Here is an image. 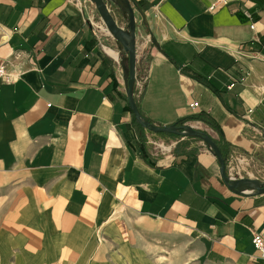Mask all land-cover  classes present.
Returning a JSON list of instances; mask_svg holds the SVG:
<instances>
[{"label": "crops", "instance_id": "1", "mask_svg": "<svg viewBox=\"0 0 264 264\" xmlns=\"http://www.w3.org/2000/svg\"><path fill=\"white\" fill-rule=\"evenodd\" d=\"M110 1L125 27L126 5ZM128 1L142 117L254 153L264 0ZM93 6L0 0V264H151L156 242L172 264H264L251 243L264 237V192L233 191L204 141L150 149L128 106L127 63L102 44ZM199 113L220 133L190 118Z\"/></svg>", "mask_w": 264, "mask_h": 264}, {"label": "water", "instance_id": "2", "mask_svg": "<svg viewBox=\"0 0 264 264\" xmlns=\"http://www.w3.org/2000/svg\"><path fill=\"white\" fill-rule=\"evenodd\" d=\"M97 10L100 15L101 20L108 29L109 33L113 38L119 43L120 50L127 55V73H126V96L128 100V106L132 111L136 121L145 129L153 133H174L177 132L178 128L181 127L184 131L180 132L185 135L194 136L201 138L214 152L218 162H219V171L220 175L223 178L224 182L233 190L239 193H263L264 192V183L261 181L241 178L236 180L237 182H228L226 175V165L225 157H223L221 150L219 149L217 143L213 138L207 133L200 131L191 126H159L152 124L151 122L145 120L136 104V101L133 97V83L135 78V65H136V48H135V22H134V12L131 8L128 0H122V3L126 5L127 11V24L126 26H121L117 23L114 16L110 12L107 3L105 0H89ZM239 186H244L247 189V192H244L240 189Z\"/></svg>", "mask_w": 264, "mask_h": 264}, {"label": "rangeland", "instance_id": "3", "mask_svg": "<svg viewBox=\"0 0 264 264\" xmlns=\"http://www.w3.org/2000/svg\"><path fill=\"white\" fill-rule=\"evenodd\" d=\"M87 2H90L89 0H86ZM107 3V6L114 16L115 20L117 23H120L119 19L120 17L115 13V6L112 5L110 0H105ZM112 5V7L110 6ZM94 7V6H93ZM93 22L95 23V26L97 30L99 31L100 39L101 42L104 46H107L111 48L119 58V61H123V63H127V57H123V54H126L120 50V45L119 43L113 38V36L109 33L108 29L104 25L103 21L100 18V15L98 14L97 10L94 7V20ZM121 25V24H119ZM127 56V55H126ZM186 126V125H183ZM188 126V125H187ZM177 132L174 133H153L151 131H148L149 134H151V140H155L156 146L152 145L150 146V149L153 152H161V153H169L172 151H179V152H185L187 151V147L190 145V143H196V142H203L201 138H197L194 136L190 135H185L183 133H180L184 131L181 127L177 129ZM158 143H163L165 145L170 146V149L165 151L162 150L160 147H158ZM244 158L242 161L239 159H234L232 163L230 164V167H233V174H236L238 172L240 178L237 177V180L243 179V178H249L257 181H261L264 183V144H261L258 149L251 154H241ZM237 174V175H238ZM233 177V175H232ZM237 182L236 180H234ZM242 187L241 190L244 192L247 189L244 186H239ZM146 245H148V242H146ZM157 245L161 244H150L147 248H149V254L151 258V264H172V260H170L169 257H172L170 250H164L162 247H158ZM160 262V263H158Z\"/></svg>", "mask_w": 264, "mask_h": 264}, {"label": "built area", "instance_id": "4", "mask_svg": "<svg viewBox=\"0 0 264 264\" xmlns=\"http://www.w3.org/2000/svg\"><path fill=\"white\" fill-rule=\"evenodd\" d=\"M146 77H147V74H146L145 67L143 66L137 67V65H135V78H134V83H133V92L141 91L146 81ZM0 78L7 79L5 69L3 66H0ZM190 106L197 107V103L193 102L190 104ZM261 134L263 135L264 132L263 133L261 132ZM149 142H151L152 145L156 146L155 144L157 141L150 139ZM241 154H242L241 152L232 150L225 157L226 175H227L228 182H232V179L237 180V177L239 178L241 177L239 176L238 172H236V174H233L232 173L233 167H230V164L232 163L234 159L240 158L239 160L242 161L244 157ZM251 243L254 246V248L259 252L260 258L264 261V237L257 232H252Z\"/></svg>", "mask_w": 264, "mask_h": 264}, {"label": "trees", "instance_id": "5", "mask_svg": "<svg viewBox=\"0 0 264 264\" xmlns=\"http://www.w3.org/2000/svg\"><path fill=\"white\" fill-rule=\"evenodd\" d=\"M190 118L202 120L205 123L209 124L211 127L215 128L220 133V130H219L218 126L216 124H214L203 113H199V114L193 115ZM181 123H182V121L178 122L177 125L179 126ZM215 142L217 143L219 149L221 150V153H222L223 157H226V155H227V149H226V146H225L224 142H222L221 140H218V141L215 140Z\"/></svg>", "mask_w": 264, "mask_h": 264}, {"label": "bare ground", "instance_id": "6", "mask_svg": "<svg viewBox=\"0 0 264 264\" xmlns=\"http://www.w3.org/2000/svg\"><path fill=\"white\" fill-rule=\"evenodd\" d=\"M234 180L232 179V182H233ZM240 189H242V187H240ZM245 192H247V190L245 191Z\"/></svg>", "mask_w": 264, "mask_h": 264}]
</instances>
